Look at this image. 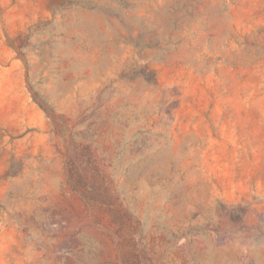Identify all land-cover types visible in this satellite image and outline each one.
<instances>
[{
	"label": "rangeland",
	"instance_id": "1",
	"mask_svg": "<svg viewBox=\"0 0 264 264\" xmlns=\"http://www.w3.org/2000/svg\"><path fill=\"white\" fill-rule=\"evenodd\" d=\"M0 264H264V0H0Z\"/></svg>",
	"mask_w": 264,
	"mask_h": 264
}]
</instances>
